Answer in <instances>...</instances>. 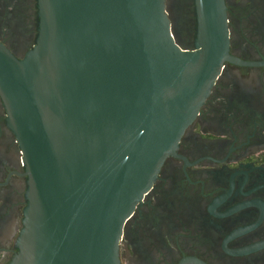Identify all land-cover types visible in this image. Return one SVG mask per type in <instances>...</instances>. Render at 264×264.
I'll return each mask as SVG.
<instances>
[{"label": "water", "instance_id": "95a60500", "mask_svg": "<svg viewBox=\"0 0 264 264\" xmlns=\"http://www.w3.org/2000/svg\"><path fill=\"white\" fill-rule=\"evenodd\" d=\"M199 45L164 0H39L37 43H0V95L28 205L10 264H121L127 222L195 122L229 54L224 0H196Z\"/></svg>", "mask_w": 264, "mask_h": 264}, {"label": "flooded vegetation", "instance_id": "af4514ba", "mask_svg": "<svg viewBox=\"0 0 264 264\" xmlns=\"http://www.w3.org/2000/svg\"><path fill=\"white\" fill-rule=\"evenodd\" d=\"M229 54L199 116L127 222L121 264H264V0H224ZM175 42L199 45L196 0H164ZM39 0H0V43L34 48ZM22 148L0 95V264L28 205Z\"/></svg>", "mask_w": 264, "mask_h": 264}]
</instances>
